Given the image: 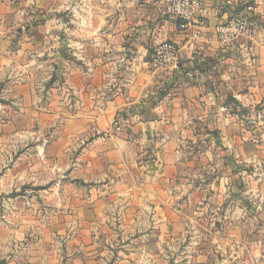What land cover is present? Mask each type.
<instances>
[{"label":"crops","instance_id":"1","mask_svg":"<svg viewBox=\"0 0 264 264\" xmlns=\"http://www.w3.org/2000/svg\"><path fill=\"white\" fill-rule=\"evenodd\" d=\"M248 4L255 34L224 45L216 27ZM166 8L0 0L4 21L20 25L0 34V264H42L36 249L57 230L69 244L93 234L81 264H170L166 234L189 227L176 187L199 181L188 170L218 153L226 166L261 163L264 125L256 140L248 122L264 105V0H204L199 39ZM165 41L178 44L181 71L153 65Z\"/></svg>","mask_w":264,"mask_h":264},{"label":"rangeland","instance_id":"2","mask_svg":"<svg viewBox=\"0 0 264 264\" xmlns=\"http://www.w3.org/2000/svg\"><path fill=\"white\" fill-rule=\"evenodd\" d=\"M14 18L15 22L9 26L4 21L7 17H2L0 13V34L7 32L9 28L15 30L20 27L19 17ZM2 36L0 35L1 40L8 39ZM5 44L8 45V41ZM45 66L46 64L43 69H47ZM252 117L248 122L249 129L255 134L253 138L259 140L257 128L258 125H264V105L257 107ZM255 121L258 124H254ZM216 155L221 161L226 157L221 153ZM263 159L260 158L261 163L245 167L232 160L230 166H226L227 163L222 165L219 161L188 170L189 176H197L199 181L197 184H179L176 187V192L182 196V205L187 208L189 227L173 237L166 234L164 255L171 261L170 264H264ZM43 174L47 176L48 172L44 170ZM72 204L73 202L66 201L64 210H69ZM42 214L47 215L45 211ZM60 214L65 215L60 218L63 219L62 224L71 222L66 216L68 212ZM52 217L57 218V215L48 214L45 218L54 221ZM92 236L93 234L88 236L78 233L71 238L69 244L67 234L57 230L54 245L36 249L42 253L37 258L42 264H81L82 252H78L83 251L82 243ZM112 256L110 253L108 258Z\"/></svg>","mask_w":264,"mask_h":264},{"label":"built area","instance_id":"3","mask_svg":"<svg viewBox=\"0 0 264 264\" xmlns=\"http://www.w3.org/2000/svg\"><path fill=\"white\" fill-rule=\"evenodd\" d=\"M166 14L178 21L180 30L198 27L194 32L196 39L201 38L202 30L207 26L204 15V0H165ZM255 6H245V13L233 16L227 22L216 27L218 39L226 46L234 44L239 38H251L256 31L254 19ZM152 63L157 68L166 69L169 73L181 71L180 48L176 42L159 43L152 57ZM185 77L194 79L197 74L192 71L184 72Z\"/></svg>","mask_w":264,"mask_h":264}]
</instances>
